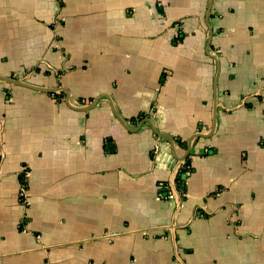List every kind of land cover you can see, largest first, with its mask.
Returning <instances> with one entry per match:
<instances>
[{
	"label": "crops",
	"instance_id": "obj_1",
	"mask_svg": "<svg viewBox=\"0 0 264 264\" xmlns=\"http://www.w3.org/2000/svg\"><path fill=\"white\" fill-rule=\"evenodd\" d=\"M0 76V264H264V0H0Z\"/></svg>",
	"mask_w": 264,
	"mask_h": 264
},
{
	"label": "water",
	"instance_id": "obj_2",
	"mask_svg": "<svg viewBox=\"0 0 264 264\" xmlns=\"http://www.w3.org/2000/svg\"><path fill=\"white\" fill-rule=\"evenodd\" d=\"M0 80H1V81H4V82H7V83H9V84L19 85V86H24V87H28V88H31V89H34V90H38V91H43V92H53L52 90L44 89V88H39V87H35V86L29 85V84H27V83H24V82H22V81L15 80V79H13V78H11V77H1V76H0ZM95 102H96V100L94 101V103H95ZM215 104H216V101L214 102V105H213V130H214V128H215V120H216V108H215ZM113 111H114L115 116H116V117H117V118L123 123V121L120 119V117H119V115L117 114V112H116L115 110H113ZM147 122L151 125V122H150L149 120H148ZM154 131H155V130H154ZM155 132H156L157 134H159V135L165 137L166 139H168V141L171 143L172 146L174 145V144H173V140L171 139V137H169V136L166 135V134L159 133V132H157V131H155ZM201 136H203V135H202V134H196V135H194V136L192 137V139H193V138H197V137H201ZM190 141H191V139L188 141V145L190 144ZM187 154H188V152L186 153L185 156H187ZM185 156L182 157V159H184Z\"/></svg>",
	"mask_w": 264,
	"mask_h": 264
},
{
	"label": "built area",
	"instance_id": "obj_3",
	"mask_svg": "<svg viewBox=\"0 0 264 264\" xmlns=\"http://www.w3.org/2000/svg\"><path fill=\"white\" fill-rule=\"evenodd\" d=\"M23 174L26 175V171H24ZM174 194L175 192L173 191V189H166V191L163 192L161 189V192H158V197L160 199H167V198H172ZM20 199H21V203L26 206L28 201H27V197L25 196V188L21 189Z\"/></svg>",
	"mask_w": 264,
	"mask_h": 264
},
{
	"label": "trees",
	"instance_id": "obj_4",
	"mask_svg": "<svg viewBox=\"0 0 264 264\" xmlns=\"http://www.w3.org/2000/svg\"><path fill=\"white\" fill-rule=\"evenodd\" d=\"M175 181H176V183H180L181 182V175H178ZM180 192L182 195L184 194V189L182 188V183H181V187H180Z\"/></svg>",
	"mask_w": 264,
	"mask_h": 264
}]
</instances>
